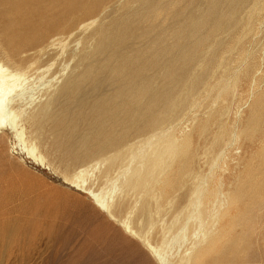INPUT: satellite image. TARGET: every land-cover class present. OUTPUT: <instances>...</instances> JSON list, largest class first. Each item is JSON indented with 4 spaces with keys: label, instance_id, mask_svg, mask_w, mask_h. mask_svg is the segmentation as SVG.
<instances>
[{
    "label": "rangeland",
    "instance_id": "rangeland-1",
    "mask_svg": "<svg viewBox=\"0 0 264 264\" xmlns=\"http://www.w3.org/2000/svg\"><path fill=\"white\" fill-rule=\"evenodd\" d=\"M0 62L46 159L0 133V264H159L185 222L168 264L212 226L210 264H264V0H0Z\"/></svg>",
    "mask_w": 264,
    "mask_h": 264
},
{
    "label": "bare ground",
    "instance_id": "bare-ground-1",
    "mask_svg": "<svg viewBox=\"0 0 264 264\" xmlns=\"http://www.w3.org/2000/svg\"><path fill=\"white\" fill-rule=\"evenodd\" d=\"M26 80L27 78L25 77V72L23 69L13 68L11 66H8L0 62V133L5 129L10 128L14 132L15 137H17L19 140L18 145H19L20 150L24 152L30 159H32V161L38 162V163H44L46 162L45 157L38 151V148L36 144L34 143V141L32 140V138L30 136H26L24 126L20 125L17 122V118L19 115L16 111V107L19 106V103L25 102L26 96L24 97V93L28 88L25 85ZM145 161L146 163L143 162L145 164L143 171H140L138 173L130 172L131 174H129L128 178L126 177L127 180L131 184H132V181L137 186H146L149 183L148 173L145 167L147 166L146 156H145ZM47 164L50 166L49 163ZM85 171H86L85 169H79L74 175L75 181H72V183L74 182L75 183L74 186L76 185V187H80L82 191L88 194L93 199V201L95 202V204L100 210L109 211L115 201L116 191L118 189L113 188L109 191L107 190L106 192H103L102 190L93 189V183L91 182V180L93 179V175L90 172L85 173ZM129 182L127 184H129ZM201 216L202 215L200 213L194 212V214L188 220L193 219L195 222H197V225H199L200 227H203L204 221H202ZM176 220L177 218H175L174 221ZM179 222L178 223L175 222V224L177 225L172 224V227L173 225L178 226ZM127 228H129V226H127ZM211 229H208V231L210 230L213 234V231ZM208 231L207 233H204L203 235L204 237L200 241V244L198 242L199 244L198 248L191 255H189L188 257L186 256L187 260H193L196 262V264H210L209 261H206V258H208L206 255L212 249H214V247L217 245L218 239H216L217 237L211 234L208 235ZM188 232H189V227H188L187 222H185L184 224L180 226L178 230L170 234L167 240H166L167 236L165 237V240H166L165 247H162V249H159L153 246L151 247L152 251L155 253L156 259L158 260L159 264H168L169 257L165 251L169 246H170V250L176 247L175 249L176 254L178 252L180 255L179 251H181L183 246L189 241ZM185 239L187 242L182 244L183 240ZM194 247L193 249H195ZM184 252L186 254L187 251H184ZM179 255H177V257H179Z\"/></svg>",
    "mask_w": 264,
    "mask_h": 264
}]
</instances>
